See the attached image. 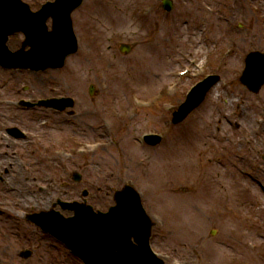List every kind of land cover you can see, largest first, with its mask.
<instances>
[{"label":"rangeland","instance_id":"1","mask_svg":"<svg viewBox=\"0 0 264 264\" xmlns=\"http://www.w3.org/2000/svg\"><path fill=\"white\" fill-rule=\"evenodd\" d=\"M201 2L213 7L216 5V0H175L174 12L166 14L157 9L156 0L85 2L76 15L84 31V41L78 57L69 58L62 69L50 70L38 76L29 77V74L22 73L19 86L31 81L32 90L26 95H50L60 93L62 89L77 97V102L70 109L75 111L73 120H78L82 126L83 135L87 132L86 129L93 127L84 138L108 140L109 138H100V135L95 136L103 132L99 128L101 120L106 118L105 115L110 116L114 121L110 122L115 123V129L111 130L115 144L111 148L99 150L95 155L79 158L82 175L80 182L75 183L70 177L67 185L62 181L55 183L52 194L36 193L33 189L35 194L24 191L25 193H17L16 197H20L24 203L45 197L50 204L59 193L62 196L67 193L69 198L76 195L80 198L86 188L89 190L88 201L106 208L112 204L114 190L121 188L126 178H134L145 189L146 197L143 200L154 212H160L158 206L165 199L167 205H160V209L181 216L174 219L161 216L166 223L161 228H158L160 225L155 228V231H159L153 237L156 249L164 250L174 257L190 261L193 259L192 262L197 264H264V184L260 181H264V174L259 171L261 165H258H264V134L256 143L245 141L246 136L251 137L260 118L258 107L264 106V88L260 93L254 94L241 84L238 77L244 67L243 57L250 49L261 46L264 33L260 30L261 24L243 16L250 14L249 0L227 1L225 12L228 16H233L230 23L222 20L219 14L207 12ZM146 5H154L155 9L151 15L143 17L141 11ZM89 14H92L91 18ZM239 19H245L248 22L245 26H249L250 30L255 29L256 23L253 42L245 40L250 38V30H239L240 26L236 24ZM121 42L135 44L129 54L120 52ZM94 43L95 51H89L88 45ZM109 43L112 44V49L107 50ZM231 47L236 49L235 54L224 60L220 72L222 79L211 90V99L194 110L184 123L168 130L172 115L167 113V105L163 106L161 102L157 101L149 107L139 104L140 108L133 101L130 104L132 88L142 90L138 95L143 103L151 102L154 92L173 80L169 75L170 71L181 69L184 58L190 57V63L191 58L205 59L207 52L211 51V60L215 61L216 53L220 54ZM99 57L106 60L88 62L89 59L94 61ZM194 69L192 67V71ZM3 72L0 69V76L5 75ZM14 74L18 72L11 73ZM191 82L193 80L186 82L183 89ZM92 85L94 91L90 94ZM182 90L175 94L176 105L183 100ZM5 97L17 96L0 89V98ZM124 106H128L134 119L121 120L111 116V110L112 113L114 110L122 113ZM49 113V110L36 111L35 115L39 119L36 120L38 123H34L21 118V114L15 110L0 107V121L14 123L20 118L33 127L36 124L43 143H48L49 138L55 140L61 134L65 136V132L54 128L63 124L64 118L61 116L60 120L58 115L52 117L51 124H58L47 128V131L53 133L52 137L39 126ZM147 129L162 130L166 136L164 141L156 147L136 142L135 137ZM6 142L10 144V141ZM31 144L29 142L30 146ZM253 145L255 146L252 148ZM35 146L38 147L37 152L43 150L42 146ZM13 148L10 146L8 149ZM20 159L27 163L33 157H29L24 151ZM39 160L42 161L34 170L40 178L55 173L43 164L44 160L50 163L53 170L61 172L60 165L51 155ZM85 165L87 166L84 167ZM246 169L249 170L248 174L241 172ZM109 170L112 176L110 180H105L103 173ZM19 171L18 163L11 171L0 166V185L22 182L21 185L26 187V182L33 175L24 173L25 175L20 176ZM155 180L161 181L158 185L162 184L161 190L170 191L164 198L163 195L153 198L154 192L148 190L149 182ZM191 181H194V185L188 189L190 192L182 190ZM166 183L174 185L171 186L172 191ZM241 188L244 193L240 191ZM176 202L184 205L185 212L177 209ZM43 206L45 203H42ZM223 206L240 211L238 217L225 214L221 221L215 220L216 211H222ZM1 210L0 232L21 231L22 237L0 235V258H10L24 244H28L36 251L27 264H57L53 261L68 264L65 260L67 258H61L59 254L54 260L57 244L38 233H34L33 240L28 242L27 233L34 228H30L26 222L12 220V217L19 218L17 212ZM184 233L188 237H183L186 236ZM249 242H254L259 247L251 249Z\"/></svg>","mask_w":264,"mask_h":264}]
</instances>
